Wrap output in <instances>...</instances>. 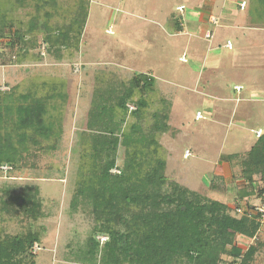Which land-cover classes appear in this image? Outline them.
Instances as JSON below:
<instances>
[{"label": "rangeland", "instance_id": "rangeland-1", "mask_svg": "<svg viewBox=\"0 0 264 264\" xmlns=\"http://www.w3.org/2000/svg\"><path fill=\"white\" fill-rule=\"evenodd\" d=\"M55 1L57 5L54 7L45 6L41 0H28L21 7L14 4V0H0V15L5 14L7 19H13V27L5 26L3 28L5 37L0 39L2 53L0 57V88L4 89L3 85H5L11 89L6 93L12 92L15 82L13 75H7L6 78L3 73V67L12 66L16 59L17 51L9 44L10 32L18 27L25 30L28 22L34 17H36L37 24H42L46 21L45 12L51 14L49 19L51 27L54 25L61 27L69 24L75 18L79 7H86V12H89L85 26L86 33H83L79 43L81 50L83 43L89 45V53L86 56L90 55L98 63L88 65L89 61L86 56L83 57L81 51L79 54L77 53V48L71 40L67 47L61 48L59 51L54 48L51 51L48 49L49 54L42 57L37 65L31 66L30 63L33 60L27 58L25 60L27 65L21 67L22 77H30L31 74L32 79L35 78L38 85L41 83L46 85L47 88H43V92L48 90V92H57L60 95L63 91L68 92L71 109L67 114L65 104H62L65 99H54V104L49 107L50 113L47 118L50 119L51 114L55 115L56 121L53 125L62 131L56 148H47L49 144L42 142L41 149L43 150H40L29 143L28 151L22 153L20 161L15 166L16 170L14 169L10 173L11 177L17 179H4L0 173V239L5 236L25 235L29 231L38 232L41 250L34 259L35 264H62L59 261L63 260H68L67 264H91L85 262V258L89 248V238L93 234V228L97 226V210H94V199L87 200L79 197L76 201L75 196L81 189L89 193L97 191V185L94 182L97 180H95V173L99 162L97 157L92 155V149L97 145V128H103L102 124L97 126L98 111L102 110L103 106H111L116 99L124 98L128 94L131 75H138L140 72L143 73L152 68L160 80L157 81V84H163L162 88H166V91L159 96L156 94L157 91L149 90L146 93L147 109L139 118L128 115L123 130L129 132L131 125L136 124L140 129L139 134L145 137L152 134L155 141L160 143L154 158L163 157L166 160L164 176L167 182L163 185L162 191L169 192L170 184L175 182L210 199L216 197L221 192L203 190V185L210 184L213 172L218 166L230 171V165H227L225 161L230 159L227 155L243 150L240 146L243 144V140L238 141L236 134H240L241 129L235 124L228 127L229 113L218 114L221 111L220 107L216 109L219 101H214L202 93L205 92L204 85L200 83L199 89L195 93L190 90L191 88L195 89L200 68L194 67L191 62L193 58L191 48L194 42L190 44L188 41L193 39L185 36H169L172 32L177 34L179 29H177L176 20L179 13L176 12V7L179 5L187 7L185 10L187 20L190 17L189 11L193 7H201L208 10L209 14L217 15L221 19L224 27L216 29L212 42L204 41L203 45L201 41L199 42L201 51L205 53V50L211 45V52L209 51L210 53L207 55L218 53L224 62H228L229 53L233 54V62H240L245 51L241 47L240 58H236L237 45L241 46L242 42L236 40L238 31L226 30L231 28L227 25L234 23L237 26V21L241 20V26H244L243 21H245L247 26H256L264 30V21L256 25L250 23L251 18L248 16V12L251 9V0H242L247 3L245 10L242 11L238 7L241 0H92L91 5H89L90 0ZM39 27L41 28V26ZM110 29L112 33L107 32ZM242 29L239 30V33L242 32ZM41 36L35 32L29 38L36 45V48L30 51L31 55L37 53ZM226 39L231 41L233 51H227L222 47ZM186 43H188L187 49ZM184 51L190 63L185 64L178 60ZM199 52L198 50L197 54ZM111 58L114 62H122L124 67L118 69L110 60ZM200 59H203V55H200ZM224 62L222 63L225 67H218L213 75L210 73L213 71L210 66L215 61L207 62L206 69L207 75H209L207 80L212 81L207 87L212 94L217 92V94L223 95L225 93L236 98L234 85L246 86L248 84L241 75H238V68L229 69V64L226 65ZM78 63L81 64V69H84L83 71L80 69V73L74 70V64ZM191 68L194 70L192 73H190ZM61 70L63 71L60 76L58 72ZM66 72L69 78L67 74H64ZM119 75L122 77L121 82L117 81ZM180 77L186 78L185 81L180 80ZM67 79H74V86L70 92L69 87L67 91V87L62 86L63 82L68 85ZM23 82V89H28L29 79H23ZM56 88L57 91H54ZM253 94L250 95L253 96ZM246 95L247 91L241 93L243 99ZM134 97L138 99L139 93ZM210 104L216 109L214 115L208 111ZM225 104L227 105V103ZM243 104L244 101L241 105ZM54 105L55 108H53ZM233 105L234 103H230V109ZM197 111L201 112V118L195 120ZM154 113L158 114L160 121L168 124L166 133L151 132L152 114ZM202 114L205 118L202 117ZM74 119L78 121V126L84 127L87 132L72 133L71 125H73ZM105 122L106 120L100 123ZM250 122L253 124L249 125L252 128H257L254 126L256 123L264 125V115L262 117L254 116ZM66 126L67 131H65ZM247 137L246 140L254 139V135L251 134H248ZM185 149H189L192 154L188 159H183ZM117 153L116 165L120 169L129 155L125 153L123 147H119ZM244 156L241 155L234 161L233 168H236L237 172L233 174L234 179L238 181L244 178L245 167L242 166ZM40 178L45 180H40ZM90 182H93V185L89 190ZM228 186L219 182L216 187L225 189ZM245 186L256 196L257 203H259L260 177L254 176ZM235 188L238 187L232 185L227 189V192L229 191V194L235 192L237 195L238 192ZM36 190L38 201L43 200L46 203L45 206L41 204L45 214L50 216L53 221V225L47 229L48 237L46 239L41 238L43 230L40 231V228H45V220L40 219L41 217L37 220L31 219L23 213L17 204L22 194L32 196ZM41 196H43L42 199ZM89 196L92 197L91 194ZM232 207V209L228 208L231 215H235L233 209L236 206ZM120 229L124 230L123 227ZM102 236L107 237V235ZM257 237L259 243L264 245V228ZM236 241L244 247L250 242L240 237ZM93 264H97V254ZM225 264H229V261L227 260ZM253 264H264V250L255 256Z\"/></svg>", "mask_w": 264, "mask_h": 264}, {"label": "trees", "instance_id": "trees-1", "mask_svg": "<svg viewBox=\"0 0 264 264\" xmlns=\"http://www.w3.org/2000/svg\"><path fill=\"white\" fill-rule=\"evenodd\" d=\"M27 1L14 0V4L22 7ZM41 2L45 6L57 5L55 0ZM250 2V23H262L264 0ZM45 16L46 21L40 25L34 17L25 30L18 27L10 32L9 44L17 51L13 62L22 63L30 58L33 60L31 63H39L43 57L40 54L42 44L46 45V53L48 49L59 51L67 47L71 40L78 48L88 17L86 7H79L75 18L61 27H51V14L45 12ZM12 20L7 19L5 14L0 15V39L5 37V26L13 27ZM177 24L178 29L180 25ZM35 32L42 36L37 53L31 55L30 51L36 45L29 38ZM130 83L124 98L116 99L111 106H103V111L100 109L97 114V126L106 120L100 123L103 128L97 129V145L92 149V155L99 162L95 173L97 180L94 182L97 191L89 193L81 189L75 196L76 201L79 197L94 199V210H97V226L89 238L85 262L93 264L97 254V264H225L227 260L229 264H253L255 256L264 250V245L258 239L253 245L244 247L236 239L240 237L250 241L255 236L259 227L255 218L231 215L226 204L175 182L170 184L169 192L162 191L167 182L164 176L166 160L163 157L154 158L159 143L152 134L149 137L139 134L140 129L136 124L131 125L129 132L123 130L128 116L126 104L139 93L135 102L137 110L131 113L139 118L148 107V100L142 94L151 89L154 80L148 79L145 74H138ZM6 88L5 91L0 90V166L7 164L14 170L22 153L28 151L29 143L40 150H43L42 142L49 144L47 148H56L62 131L53 125L55 115L51 114L50 119L47 115L54 99L58 97L62 100L66 95L64 91L62 95L48 90L43 92V88H46L44 84H33L28 89H21L17 85L9 93L6 91L11 89ZM152 118V133L164 134L168 131V124L160 121L157 113L152 114ZM119 147L125 149L129 158L120 167V174L112 175L110 170L118 167ZM240 156L231 155L228 161L234 163ZM244 157V179L250 182L251 178L259 176L261 194L264 185V135ZM37 194V190L32 196L24 193L17 203L23 213L33 220L43 217ZM102 235H107L103 243L98 239ZM34 242H38V235L31 231L25 235L1 238L0 264H35L36 256L30 252Z\"/></svg>", "mask_w": 264, "mask_h": 264}, {"label": "crops", "instance_id": "crops-1", "mask_svg": "<svg viewBox=\"0 0 264 264\" xmlns=\"http://www.w3.org/2000/svg\"><path fill=\"white\" fill-rule=\"evenodd\" d=\"M91 3H93L92 0H90L89 5H91ZM186 9H187V7H186ZM189 13H190L189 20L186 19V16L184 17V20L181 23L179 22L181 20L180 17H178L176 19L177 22L179 23V25L181 24V26H179L180 28L177 30V34H173V32H172L171 34H169V36H172V37H175V35L176 36H182V37L185 36V37H188L189 39L195 40V41L191 40L190 42L188 41V43H190V44L194 42L192 44V48H191L192 52H193V58H192L191 62H192V65L194 67H196V68L199 67L200 70H199V74L197 76V80H196L197 84L195 85V89L191 88L190 90L195 93V91H197L199 89L198 85L201 83L202 85L205 86V89H204L205 92H202V93H204L207 97L211 98L214 101H219V104L216 105L217 106L216 109L220 107L221 111L218 112V114L226 115L227 113H229L228 127L232 126V124H235L236 127L240 128L241 133L240 134L236 133V134L238 136V141L243 140V144L240 145L243 150L241 152H238V153L233 152L227 156H231L234 154L245 155L252 149V147L256 144L258 139L262 135H264V125L256 123V124H254V126H257V128H252L251 126H249V125H253V124H251L250 121L253 120L254 116L255 117L261 116L262 117V115H264V30L262 28H257L256 26H247L245 24V21H243L244 26H241L242 25L241 20L237 21L238 22L237 26H235L234 23L231 24L232 26L230 24L227 25L231 28L226 29V30L238 31L236 34V36H237L236 40L238 39L242 42L241 46L236 44L237 50H238V52L236 51V58L241 55V51H240L241 47L246 52L244 51V57L242 56L240 62L239 61L237 63L233 62V54H231V53H229L230 56L228 55L229 56L228 62H224V60H222L223 58L221 59V56L218 53L217 54L215 53L213 55L212 54L207 55L208 53L211 52V49H212L210 47L211 45H209V44H208L209 45L208 48L205 50V53L203 51H201V44L203 45L204 41L208 42L204 38L205 32L210 30L213 33V38H214V33H216V29L224 27L222 25L221 19L217 15H215L219 19V25L215 27V26H212L209 22V17L211 14H209L208 10L202 9L201 7H193L190 9ZM88 16H89V12H88ZM87 21H88V18L86 20V23H87ZM86 23H85V26H86ZM85 26L83 29L84 34L86 33ZM169 26L171 27V25H169ZM241 28L246 29V30L242 29V32L239 33L240 32L239 30ZM179 30L182 31V34L178 33ZM83 33H82V35H83ZM228 40L229 39H226V41H228ZM199 41H201L202 43L200 44ZM226 41H225V43H226ZM172 43H173V41H172ZM188 43H186V49H187ZM225 43L222 45L223 48H224ZM88 46L89 45L87 43H83V47L81 50V46L79 43L78 48H77V53L79 54L81 51L82 56L85 57L87 55V53H89ZM224 49H226V48H224ZM194 50H195V52H194ZM198 50L200 51L199 54H197ZM226 50L227 51H233L234 48L232 47L231 50H228V49H226ZM48 54L49 53H46V56ZM183 54H185V51ZM200 55H203L204 60L200 59ZM93 57H95V56H93ZM86 58H87V61H89V62H87L88 65H94V64L98 63L97 60L92 59V57H90V55L86 56ZM110 60L112 61V63L114 65L117 66L118 69H122L124 67L121 64L122 62H118V61L114 62L112 60V58ZM213 61H215V63H212V65L210 66V68L213 69V71L210 72L211 75H213V72L218 70V67L224 68L225 66L222 63V62H224V63H226V65L229 64L228 65L229 69L234 70V69L238 68V70H239L238 75H241L242 79H245L244 81L248 85L243 86L241 84H235L233 87L234 93H235V95H237L236 98H232L230 95L225 94V93L223 95H221V94H217V92H215L214 94H212V92H209L207 85H210V82L212 83V81L207 80L209 75H207L208 71L206 69V65H207V62L210 63ZM188 63H190L189 60H188ZM25 64L27 65V62H22V63L14 62V64L12 66H4L3 67L4 76L6 77L7 75H10V76L13 75L14 81H15L13 85L14 86L20 85L21 89H23V86H24L23 79H29V83H28L29 86H32L33 84L38 85L37 80L35 78L32 79L31 74H30V77H27V76L22 77L21 76L22 72H23V71L21 72V67H23ZM30 64H31V66L35 65L34 63H30ZM37 64L38 63H36V65ZM60 65H62V64H60ZM196 68H194V69L196 70ZM19 69H20V71L18 72ZM81 70L83 71L84 69H81ZM190 70H191L190 73L194 72V70L192 68ZM62 71L63 70L58 72V74L60 76H61ZM10 72H12V74H9ZM64 72H65V70H64ZM146 73H150L153 76V80H154L153 86L151 87L150 90L157 91L158 93L156 92V94L160 96V94H162V92L166 91V88H164V89L162 88L163 84H157V81H160V80H158V77L152 68L148 69L146 72H143V73L140 72V74H146ZM64 74L66 75L67 72ZM67 77L69 78L68 74H67ZM135 77H137V75L133 74V75H131V78L129 80L131 81ZM60 78H63V77H60ZM204 78H205V80H204ZM185 79L186 78H184V77L183 78L180 77V80L185 81ZM5 81H6V79H5ZM67 81H68V85L65 82H63L62 86L63 85L66 86L67 91H68V87H69V92H70L74 86V79H67ZM117 81H119V82L122 81V77L120 75L118 76ZM127 82H128V80H127ZM163 82H166V81L163 80ZM216 86L219 87V85H216ZM237 86L241 87V89L239 91L236 89ZM243 91H247V95L244 99L241 97V93ZM146 93L147 92H144L142 94V96L144 98L146 97ZM199 93L201 94V92H199ZM252 93H254L253 96L250 95ZM64 94L66 95V98H65V102L62 104H65L66 113L69 114L71 107L69 106V97L67 96L68 92L67 93L64 92ZM55 99H60V98L56 97ZM136 99H137L136 97H133V99L130 100L129 102L135 103ZM242 101H244L243 105H241ZM54 102H55V100H54ZM225 103H227V105ZM230 103H234V105L231 107V109H230ZM227 108H229L230 110L228 109V111H226ZM216 109H214L213 106L210 104L208 111H209V113L214 115L216 113L215 112ZM98 112H100V111H98ZM198 112H200V111H197L196 113H198ZM202 116L205 118V116L203 114H202ZM195 120H196V116H195ZM70 122H72V121H70ZM77 123H78V121L76 119H74L73 125H71L72 126V128H71L72 133L87 132L84 127H79ZM98 125H100V123ZM97 129H99V128H97ZM258 130L262 131V134L260 137H258L254 132V131H258ZM65 131H67V126H66ZM98 133L99 132L97 130V134ZM248 134L254 135V139L246 140L248 138L247 137ZM186 150H189V149H185V151ZM225 162H227V165H230V171L229 170L227 171V170L218 166L213 172V175H212L213 177H212V179H210V184L203 185V190H206V191L211 190L212 192L216 190V193L221 192V193H218V195H216V197H212L211 199L218 200V201L226 204V206L231 208V209L233 208L232 206H234V205L235 206L240 205L243 207H248V206L257 204L256 196L251 193V191H250V189H248V187L245 186V184L249 183V182L244 178L239 179V181L235 180L234 174L237 171H235L236 168H233L235 166L234 163L229 162V161H225ZM40 180H45V179L40 178ZM60 181H63V180H60ZM219 182H222V183L229 185L228 188L232 185L238 187V188H235V190L238 192L237 193L238 196L235 194V192H232L229 194L228 193L229 191L227 192L228 188L223 189L220 187L217 189ZM239 182H243V183H239ZM38 188H39V186H38ZM41 191H42V187H41ZM40 198L42 199L43 196H41ZM44 203L45 202L42 200L41 204L43 206L46 205V203L45 204ZM43 206H41V211H42V213H44V215L40 219L45 220V228H43V227L40 228V231L43 230V234H42L41 238L46 239L48 237L47 236L48 235L47 229L53 225V221H52V218H50V216H47V214H45ZM34 233H36L38 235V242L41 244V242L39 241L40 240L39 233L38 232H34ZM59 262H62V264H67L68 260L67 261L63 260V261H59Z\"/></svg>", "mask_w": 264, "mask_h": 264}, {"label": "built area", "instance_id": "built-area-1", "mask_svg": "<svg viewBox=\"0 0 264 264\" xmlns=\"http://www.w3.org/2000/svg\"><path fill=\"white\" fill-rule=\"evenodd\" d=\"M247 6V3L245 1H240V3L238 4V7L239 9L242 11V10H245ZM185 10H186V6L184 5H179L176 7V12L179 13V17H180V23L183 22L184 20V17H185ZM209 22L212 26H218L219 25V19L214 15V14H211L210 17H209ZM181 26V24H180ZM107 32L109 33H112V30H107ZM179 34H182V31L180 30L178 32ZM204 38L209 42L211 43L212 40H213V33L208 30L205 32L204 34ZM232 43L231 41H226L225 45H224V48L228 49V50H231L232 49ZM46 45L45 44H42L41 47H40V54L41 56H45L46 55ZM179 61L182 62V63H188V59L186 57L185 54L181 55L180 58H179ZM80 69H81V64L78 63V64H74V70L75 72H80ZM146 77L148 79H153V76L150 74V73H146L145 74ZM4 89H1V91H5L7 90V88L5 86H3ZM236 89L239 91L241 89V87L237 86ZM126 110H127V115H131V113L135 112L137 110V106L134 102H128L126 104ZM203 117V116H202ZM201 118V113L198 112L196 114V120L200 119ZM255 134L260 137L261 134H262V131L261 130H258V131H254ZM192 154L190 153L189 150H186L184 152V155H183V158L184 159H188L189 157H191ZM14 171L13 168L10 166V165H2L0 166V173L3 175V178L4 179H10V180H15L17 178H14V177H11L10 176V173ZM110 173L112 175H119L120 174V170L118 169V167H114L110 170ZM262 188V192L260 194V197H259V200L260 202L257 203V204H254V205H251V206H248V207H243V206H236L233 210H234V214L235 215H238V216H246L247 218H255L257 220V222L259 223V227H258V231L257 233L255 234V236L250 240V242L248 243L247 247H249L250 245H253L257 239H258V233L260 231H262V229L264 228V185L261 187ZM99 241L101 243L105 242L107 240V237H103V236H100L98 237ZM41 250V246H40V243L38 242H34L33 245L31 246V249H30V252L33 256H37L38 252Z\"/></svg>", "mask_w": 264, "mask_h": 264}]
</instances>
